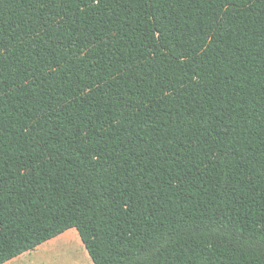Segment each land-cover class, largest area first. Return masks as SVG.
I'll list each match as a JSON object with an SVG mask.
<instances>
[{
  "label": "trees",
  "instance_id": "16d2710c",
  "mask_svg": "<svg viewBox=\"0 0 264 264\" xmlns=\"http://www.w3.org/2000/svg\"><path fill=\"white\" fill-rule=\"evenodd\" d=\"M69 229L264 264V0H0V264Z\"/></svg>",
  "mask_w": 264,
  "mask_h": 264
},
{
  "label": "rangeland",
  "instance_id": "374dc122",
  "mask_svg": "<svg viewBox=\"0 0 264 264\" xmlns=\"http://www.w3.org/2000/svg\"><path fill=\"white\" fill-rule=\"evenodd\" d=\"M18 259L20 264H92L75 229L38 245Z\"/></svg>",
  "mask_w": 264,
  "mask_h": 264
},
{
  "label": "crops",
  "instance_id": "0c3cea01",
  "mask_svg": "<svg viewBox=\"0 0 264 264\" xmlns=\"http://www.w3.org/2000/svg\"><path fill=\"white\" fill-rule=\"evenodd\" d=\"M19 256H21V255H19ZM19 256L15 257V258H13V259H11V260H9V261L3 263V264H11V263L20 264V261H18V260H19V259H18Z\"/></svg>",
  "mask_w": 264,
  "mask_h": 264
}]
</instances>
